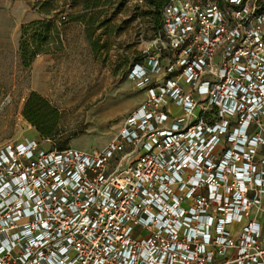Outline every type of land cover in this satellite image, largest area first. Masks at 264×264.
Instances as JSON below:
<instances>
[{
	"label": "built area",
	"instance_id": "1",
	"mask_svg": "<svg viewBox=\"0 0 264 264\" xmlns=\"http://www.w3.org/2000/svg\"><path fill=\"white\" fill-rule=\"evenodd\" d=\"M260 1L170 0L103 148L0 147V264H264Z\"/></svg>",
	"mask_w": 264,
	"mask_h": 264
},
{
	"label": "rangeland",
	"instance_id": "2",
	"mask_svg": "<svg viewBox=\"0 0 264 264\" xmlns=\"http://www.w3.org/2000/svg\"><path fill=\"white\" fill-rule=\"evenodd\" d=\"M73 15L84 19L73 21ZM37 20L53 21L64 47L38 54L25 68L22 27ZM154 39L146 0H0V147L41 138L23 115L36 93L60 113L57 146L103 148L145 99L128 70L153 52Z\"/></svg>",
	"mask_w": 264,
	"mask_h": 264
},
{
	"label": "trees",
	"instance_id": "3",
	"mask_svg": "<svg viewBox=\"0 0 264 264\" xmlns=\"http://www.w3.org/2000/svg\"><path fill=\"white\" fill-rule=\"evenodd\" d=\"M146 1L149 5V13L154 24L156 38L161 33L162 29L163 8L170 0ZM260 3L262 9H264V0H261ZM43 5L44 9L49 11L52 3L47 1L43 2ZM71 19L73 21H79L84 18L82 16L73 15ZM63 47L64 43L61 32L53 21L37 20L29 22L22 27L19 49L21 53V62L25 68L31 66V63L38 54L53 52L54 49L62 50ZM143 59L140 58V60L135 61L132 65L142 62ZM23 115L25 119L36 127L41 138L51 139L54 142V146L58 149H64V147L57 146L54 141V133L60 120V113L47 102V100L36 93H32L24 106Z\"/></svg>",
	"mask_w": 264,
	"mask_h": 264
},
{
	"label": "snow or ice",
	"instance_id": "4",
	"mask_svg": "<svg viewBox=\"0 0 264 264\" xmlns=\"http://www.w3.org/2000/svg\"><path fill=\"white\" fill-rule=\"evenodd\" d=\"M44 227H48V225H44Z\"/></svg>",
	"mask_w": 264,
	"mask_h": 264
},
{
	"label": "crops",
	"instance_id": "5",
	"mask_svg": "<svg viewBox=\"0 0 264 264\" xmlns=\"http://www.w3.org/2000/svg\"><path fill=\"white\" fill-rule=\"evenodd\" d=\"M177 109V108H176Z\"/></svg>",
	"mask_w": 264,
	"mask_h": 264
}]
</instances>
